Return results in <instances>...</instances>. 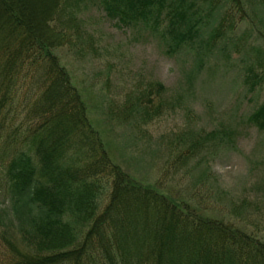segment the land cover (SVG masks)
<instances>
[{"label": "trees", "instance_id": "obj_1", "mask_svg": "<svg viewBox=\"0 0 264 264\" xmlns=\"http://www.w3.org/2000/svg\"><path fill=\"white\" fill-rule=\"evenodd\" d=\"M91 5L117 25L157 28L164 21L160 36L173 47L192 41L198 28L195 8L185 0H0V128L14 102L23 111L21 121L0 134L7 151L0 236L13 251L4 264H264V234L236 225L229 216L233 207L207 214L200 197L194 204L177 199L110 159L53 52L78 39L80 13ZM223 19L229 18L221 16L213 34ZM158 104L152 113H159ZM143 114H149L145 107ZM247 118L264 128V100ZM229 135L210 129L175 160L210 142L228 143ZM33 180L36 199L49 209L40 223L20 200Z\"/></svg>", "mask_w": 264, "mask_h": 264}, {"label": "rangeland", "instance_id": "obj_2", "mask_svg": "<svg viewBox=\"0 0 264 264\" xmlns=\"http://www.w3.org/2000/svg\"><path fill=\"white\" fill-rule=\"evenodd\" d=\"M210 1L185 0L199 22L192 41L178 47L160 36L164 21L157 28L117 25L91 5L80 13L78 39L53 52L110 159L122 170L141 183H157L177 199L194 204L200 197L207 214L233 207L229 216L236 225L264 234V128L247 118L264 100V0H212V6ZM224 14L230 23L223 19L220 33L213 34ZM155 82L163 87L155 89ZM156 104L158 114L152 113ZM22 115L21 103L14 102L1 137ZM213 128L229 131V142H210L175 160L190 140ZM2 147L0 208L7 159ZM12 253L0 236V264Z\"/></svg>", "mask_w": 264, "mask_h": 264}, {"label": "clouds", "instance_id": "obj_3", "mask_svg": "<svg viewBox=\"0 0 264 264\" xmlns=\"http://www.w3.org/2000/svg\"><path fill=\"white\" fill-rule=\"evenodd\" d=\"M38 189V182L33 180L32 183L29 184L20 194L21 202L27 205L28 215L36 223H40L42 220H44L49 213L47 206L36 199V193Z\"/></svg>", "mask_w": 264, "mask_h": 264}]
</instances>
